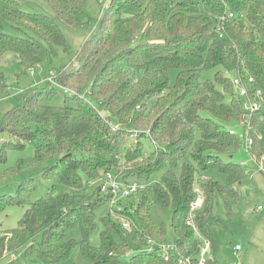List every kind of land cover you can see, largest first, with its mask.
Instances as JSON below:
<instances>
[{
  "label": "trees",
  "instance_id": "obj_1",
  "mask_svg": "<svg viewBox=\"0 0 264 264\" xmlns=\"http://www.w3.org/2000/svg\"><path fill=\"white\" fill-rule=\"evenodd\" d=\"M45 1L53 16L27 10L23 0H0V58L14 51L24 67H33L59 47L69 48L61 24L81 27L92 20H86L87 0ZM109 2L107 28L83 46L75 69L66 67L55 77L73 92L68 91L74 106L54 104L49 81L3 116L0 135L7 138L0 164L28 144H34V154L0 169V179L57 158L42 173L51 184L36 201L28 202L36 188L33 177L15 194L0 198V213L8 205H30L18 225L0 238V257L29 244L25 261L16 264H60L77 250L89 264H177L175 257L166 261L148 250L150 238L169 237L166 224L153 217L156 204L173 211L175 255L201 264L204 239L216 246L211 224L217 219L218 197L232 213L239 200L236 184L246 175L230 159L242 144L230 126L245 114L231 72L260 101L250 117V153L264 155V0ZM105 23L104 16L101 28ZM214 69L213 78H201ZM9 93L0 72V98ZM107 171L126 179H159L102 217L101 244L93 246L98 208L111 194L101 192L100 184L87 194L82 175L97 179ZM199 195L201 204L192 210ZM191 215L195 226L187 222ZM36 234L43 235L41 241L33 240ZM129 254L134 256L127 259Z\"/></svg>",
  "mask_w": 264,
  "mask_h": 264
},
{
  "label": "rangeland",
  "instance_id": "obj_2",
  "mask_svg": "<svg viewBox=\"0 0 264 264\" xmlns=\"http://www.w3.org/2000/svg\"><path fill=\"white\" fill-rule=\"evenodd\" d=\"M24 7L29 11H39L49 16H53L54 12L45 0H23ZM107 7L109 8L107 10ZM112 11L109 0H87L85 12L86 20L91 22L81 27H70L61 24L69 48L64 49L59 47L57 54L52 57L43 59L39 64L33 67H24L21 64L18 54L14 51L5 52L0 58V72L3 80L9 87V95L0 98V126L3 116L9 110H14L21 98H24L29 92L43 89L49 85L50 73L55 75L64 68L72 71L76 68L79 62V55L83 46L87 41L96 40L108 26L111 19L109 14ZM108 14V15H107ZM106 17V23L101 28L100 22L103 17ZM9 28L11 26H8ZM216 69L206 70L202 73V79L213 78ZM173 80L176 78L173 71ZM235 73H229V76H234ZM54 91V104L74 106L72 94L66 91V88L56 81L51 84ZM239 134L244 131V126L240 123L230 126ZM148 132V131H147ZM7 138L6 134L0 135V149L2 140ZM242 139V144L235 151L231 160L239 163L246 170V175L237 184L239 200L236 203L233 212L230 213L225 207L221 198L218 197L219 206L216 208V221L211 224V231L216 239V246L206 252L205 257L211 259L213 264H264V209L259 210V205H264V172L257 167L256 161L248 152L246 141ZM142 143L144 149L150 153L151 145L146 138H143ZM34 154V144H28L23 151H11L8 155V162L0 164V169L12 165L19 157L32 156ZM260 157H258L259 159ZM57 158L42 161L38 166H24L19 172H16L9 177L0 179V198L2 196L13 195L18 187L26 178L33 177L35 179L36 188L28 197V202L31 203L41 197L48 189L51 181L42 177L43 171L54 164ZM243 163V164H242ZM84 191L87 194H92L103 179H88L85 174ZM216 177H220L218 172ZM159 179V175L153 176L150 180H137L141 184L149 185ZM8 205L6 209L0 213V238L9 233L11 229L18 225L19 220L23 217L25 211L30 206ZM110 213V205L103 204L97 211V227L90 237V243L93 246H100V233L103 229L102 217ZM173 211L170 209L163 210L157 204L153 206V217L160 222H164L168 229L169 237L166 241H174L176 238L171 227ZM42 234H36L33 240L41 241ZM170 238V239H169ZM240 245L239 251H235V247ZM26 243L14 251L0 257V264H16L23 263L25 258ZM134 254L127 257L131 259ZM60 264H89L87 263L79 250L72 256L70 260H66Z\"/></svg>",
  "mask_w": 264,
  "mask_h": 264
},
{
  "label": "built area",
  "instance_id": "obj_3",
  "mask_svg": "<svg viewBox=\"0 0 264 264\" xmlns=\"http://www.w3.org/2000/svg\"><path fill=\"white\" fill-rule=\"evenodd\" d=\"M232 13H229V16H232ZM56 75L51 72L49 81L54 82ZM231 80L233 82V85L236 89V93L241 99L242 105L244 107L245 114L241 120H239V123L244 126V131L239 134L234 128L230 129V133L234 134L237 133L240 135L241 138H244L246 141V147L248 148V152L250 153V149L253 145V139L249 135L250 130V117L251 114L255 111H257L260 108V101H258L256 98L250 95V89L249 84L247 85L239 74H235L231 77ZM249 82H253V78H248ZM66 91H70L66 88ZM73 93L72 91H70ZM260 92H257V95ZM251 155V153H250ZM253 159L257 163V167L260 171L264 172V155L261 156L259 159L252 156ZM243 164V163H242ZM103 182L100 184V191L104 193H110L111 197L108 201V204L110 205V212L113 213L116 208H121L120 202L127 199L130 195L138 192L144 184H141L137 180L134 179H126L123 177L121 173H117L115 171H107L104 173ZM202 198L199 195L197 200L192 205V210L199 207L201 204ZM259 210L264 209V205L261 204L258 207ZM123 225L125 227L129 226V221L127 219H123ZM188 224H191L193 226V218L192 215L188 219ZM211 242L208 239H204V244L201 248V252L199 255V263L203 264L208 259L205 257L206 252L210 249ZM148 250L149 251H156L158 255L163 257L166 261L171 260L173 257L177 259V264H193L194 260L189 256L184 255H175L177 251V243L174 241H155L154 239H149L148 241ZM241 246L238 244L235 247V251H239Z\"/></svg>",
  "mask_w": 264,
  "mask_h": 264
}]
</instances>
